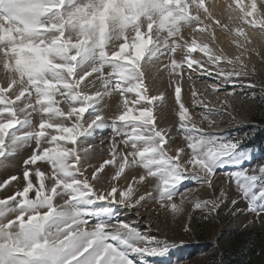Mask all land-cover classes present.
<instances>
[{"label":"snow or ice","instance_id":"6c2138e0","mask_svg":"<svg viewBox=\"0 0 264 264\" xmlns=\"http://www.w3.org/2000/svg\"><path fill=\"white\" fill-rule=\"evenodd\" d=\"M254 38L264 0H0V264H151L227 201L264 227V160L210 131L264 100Z\"/></svg>","mask_w":264,"mask_h":264},{"label":"rangeland","instance_id":"374dc122","mask_svg":"<svg viewBox=\"0 0 264 264\" xmlns=\"http://www.w3.org/2000/svg\"><path fill=\"white\" fill-rule=\"evenodd\" d=\"M217 35L220 36L221 34L218 33ZM223 40L226 43V51L230 53L231 49L228 46L227 39L223 38ZM256 70L258 79L264 80V66H261V63L257 62ZM236 91L239 93L235 101L236 109L234 112L237 117V123L231 126L226 123L223 128L211 129L210 131L227 132L233 136L247 134L249 139L246 146L253 156V162L264 160V122L254 119L259 106L264 103V100L261 99L260 89L257 88L255 90L256 95L254 100L250 98L252 96L251 91L241 88H237ZM162 119H164V123H171L174 119L171 110ZM224 119L227 120L228 118L224 117ZM99 134V131L95 134L97 143H99V137L97 136ZM258 136L260 139H256ZM19 163L20 161L17 158L11 160L6 166L0 167V179L16 173ZM189 186L191 187L192 185L190 184ZM3 195L4 193L0 192V196ZM229 203L230 201H227L221 207L220 215L217 217L215 223H205L203 227H197L196 231L192 234L191 240L184 237L182 233L171 235L170 238L174 239L178 246L173 248L170 255L166 258L152 260L151 264H219L221 257L228 248L230 239L247 231L264 228L259 224L254 227L243 228L242 225L246 223L248 217L244 215L236 217L229 215ZM240 207H244V204L242 203ZM134 217L135 213H125L122 215L123 219ZM181 239L185 241L183 246H180Z\"/></svg>","mask_w":264,"mask_h":264},{"label":"trees","instance_id":"16d2710c","mask_svg":"<svg viewBox=\"0 0 264 264\" xmlns=\"http://www.w3.org/2000/svg\"><path fill=\"white\" fill-rule=\"evenodd\" d=\"M254 119L264 122V103L259 106ZM221 258L223 264H264V228L247 231L230 239Z\"/></svg>","mask_w":264,"mask_h":264},{"label":"bare ground","instance_id":"6f19581e","mask_svg":"<svg viewBox=\"0 0 264 264\" xmlns=\"http://www.w3.org/2000/svg\"><path fill=\"white\" fill-rule=\"evenodd\" d=\"M220 2L222 3L223 0H220ZM217 34H218V33H217ZM250 35H251V34H250ZM254 39H255L256 43H257V44H260V47H261L262 49H264V44H262V43L259 41L258 38H254ZM222 43H223V45H224V47H225L226 43L224 42L223 39H222ZM257 62H259V61H257ZM257 62H256V63H257ZM259 63H260V62H259ZM258 65H259V64H258ZM168 103L171 104V103H172V100L169 99V100H168ZM170 110H171V109L169 108L168 111L165 112V113L163 114V117H166L167 113H168ZM99 133H100V134L97 135V136L99 137V139H100L102 136H106V135H107V131H105V132H103V133H101V132H99Z\"/></svg>","mask_w":264,"mask_h":264}]
</instances>
